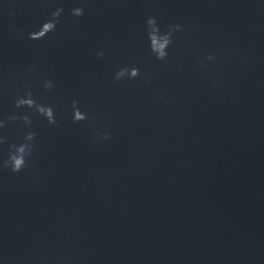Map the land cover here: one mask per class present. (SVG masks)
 Segmentation results:
<instances>
[{
	"label": "clouds",
	"instance_id": "9594fccd",
	"mask_svg": "<svg viewBox=\"0 0 264 264\" xmlns=\"http://www.w3.org/2000/svg\"><path fill=\"white\" fill-rule=\"evenodd\" d=\"M64 9L62 7H57L54 11L50 13V16L45 20L37 30L30 32L28 38L30 40H42L49 33H54L57 29V25L60 21V17L63 14ZM12 15V13H9ZM71 15L74 17H80L84 15V9L82 7H75L71 10ZM146 31L149 42V49L155 55L156 59L160 61H167L168 59V50L172 44V38L174 34L182 30V25L175 24L169 25L168 28L164 31H161L156 18L150 16L146 21ZM98 56H103L104 53L101 51L97 53ZM208 61H213L216 59V56L212 53H209L207 58ZM201 67L205 66V61H199ZM32 69H29L31 71ZM140 69L135 66H126L120 68L114 76V79L117 82H120L127 79H135L140 76ZM146 82L150 83L151 78H146ZM43 87L45 90H51L54 87L52 80H45L43 82ZM167 103V100H164ZM16 108H29L35 109L40 115L45 117L49 124L55 125L57 123L56 115L54 109L49 105H44L38 103L37 100L33 97L31 91L26 92L25 95L17 96L15 99ZM72 111H73V122H83L87 121L88 126L92 127L96 123V117L90 115L84 111H81L78 101L74 100L72 102ZM10 120L22 119L24 123L28 126L31 125L32 121L27 114L17 116L12 115L9 117ZM4 127L3 121H0V128ZM111 138V134L108 131L96 132L93 142L100 143L102 141H108ZM35 139L36 134L34 132H27L23 138V141L20 143H13L9 145L8 157L2 162V166L10 169L14 173H19L26 169L29 166V160L34 154L35 150ZM0 143H4L3 138H0Z\"/></svg>",
	"mask_w": 264,
	"mask_h": 264
}]
</instances>
